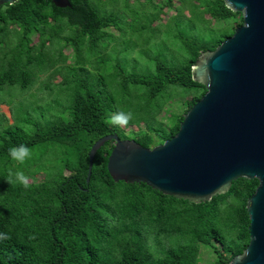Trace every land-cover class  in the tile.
I'll return each mask as SVG.
<instances>
[{"label":"trees","instance_id":"obj_1","mask_svg":"<svg viewBox=\"0 0 264 264\" xmlns=\"http://www.w3.org/2000/svg\"><path fill=\"white\" fill-rule=\"evenodd\" d=\"M135 1L140 4L139 0H68L70 7L58 9L50 0H17L0 6V96L13 86L21 91L34 86L38 70L34 66L54 36L58 34V41L79 55L103 29L123 24L116 23V10L138 7ZM176 3L188 23L207 32L178 36L179 48L187 56L184 64L174 66L156 56L150 75L119 71L104 88L77 83L66 121L21 120L22 106L0 98L11 116V123L0 131V232L8 237L0 240V264H229L244 251L249 243L246 202L258 185L256 179H237L210 202L177 200L144 184L114 183L106 168L112 149L108 141L95 154L86 183L90 147L97 139L116 134L107 121L110 113L119 108L132 111L133 121L145 119L146 127L134 132L133 139L142 147L170 139L184 114L205 93L203 85L192 81L191 66L242 25L241 15L222 0H166L165 7ZM205 15L213 21L206 22ZM55 65L48 67L52 73L58 71ZM169 87L186 89V98L181 111L162 117L167 121L162 123L164 104L157 100ZM23 123L31 124L32 134L26 133ZM20 144L29 150L59 146L63 156L59 168L40 170L46 178L25 181L27 187L15 181L18 169L12 167L8 149Z\"/></svg>","mask_w":264,"mask_h":264},{"label":"water","instance_id":"obj_2","mask_svg":"<svg viewBox=\"0 0 264 264\" xmlns=\"http://www.w3.org/2000/svg\"><path fill=\"white\" fill-rule=\"evenodd\" d=\"M17 0H0V6ZM55 8L68 0H50ZM242 25L213 51L201 53L191 79L205 88L177 133L145 148L116 134L88 152L86 183L97 151L108 141L107 172L114 183L144 184L164 196L210 202L237 179L258 181L246 202L249 243L229 264H264V0H222Z\"/></svg>","mask_w":264,"mask_h":264},{"label":"rangeland","instance_id":"obj_3","mask_svg":"<svg viewBox=\"0 0 264 264\" xmlns=\"http://www.w3.org/2000/svg\"><path fill=\"white\" fill-rule=\"evenodd\" d=\"M139 2L140 4L135 1L138 7L133 4L130 8L116 10L118 14H114L115 21L117 23L122 20L123 24L103 29L93 45L85 43L82 46L79 55L72 53L70 46L65 47L59 42L58 34L54 36L44 48V57L40 58L37 65H33L38 69L34 70L33 74L34 86L23 91L13 86L8 90L9 93H1L0 98L8 105L22 106L18 108L20 109L18 116L21 120L31 119L42 123L48 120L66 121L69 118V104L76 92L77 83L86 82L90 86L99 84L104 88L107 82L114 78V73L119 71H124L126 74L132 72L150 75L154 70L156 56L174 66L184 64L187 56L185 51L179 48L178 36L187 33L200 35L207 32L195 23H188V18H185L186 13L179 12L180 7L177 3L167 8L166 0H139ZM118 5L121 8L123 3L120 2ZM161 6L163 7L160 10ZM203 18L209 23L213 21L208 15ZM67 34L65 32L63 35ZM72 35L75 39L78 36L75 27L72 29ZM46 38L50 36L47 35ZM32 42L38 44L37 37H32ZM62 57H66L64 61ZM55 62L54 69L58 71L52 73L48 67ZM185 98L186 89L167 88L157 100L158 103L164 104L159 121L166 123L167 121L162 117L167 115L170 118L174 113L181 111V101ZM116 109L118 111L115 110V113L124 112L119 108ZM128 112L132 113V111L125 113ZM111 115L107 117L110 125H112L109 119ZM10 117L8 108H0V131L7 126V122L11 123ZM132 119L126 126L114 125L119 139L133 140L134 132L146 127L145 119L135 121ZM22 127L27 134L33 133L31 124L27 126L23 123ZM62 159V149L59 146L42 145L30 149V156L22 163L13 161L12 167L26 174V182H37L46 178L45 173L40 170L55 171L59 168ZM206 255L205 252L202 253L204 262L208 260Z\"/></svg>","mask_w":264,"mask_h":264},{"label":"clouds","instance_id":"obj_4","mask_svg":"<svg viewBox=\"0 0 264 264\" xmlns=\"http://www.w3.org/2000/svg\"><path fill=\"white\" fill-rule=\"evenodd\" d=\"M109 119L113 125L126 126L129 120L132 119V113L131 112L125 113L122 111L116 112L112 114ZM8 155L10 159L16 162L22 163L26 158L30 156V150L24 144L13 145L8 149ZM13 175H14L15 181L21 184H24V186L27 187V184L25 183L27 178L22 170L15 171ZM7 238L8 237L6 233L0 232V240L7 239Z\"/></svg>","mask_w":264,"mask_h":264},{"label":"crops","instance_id":"obj_5","mask_svg":"<svg viewBox=\"0 0 264 264\" xmlns=\"http://www.w3.org/2000/svg\"><path fill=\"white\" fill-rule=\"evenodd\" d=\"M4 107H6V108H8L7 106H5V105H0V108H4ZM9 109V108H8Z\"/></svg>","mask_w":264,"mask_h":264}]
</instances>
